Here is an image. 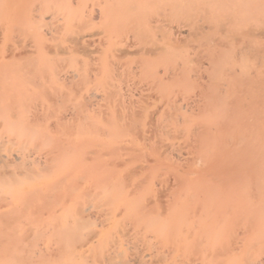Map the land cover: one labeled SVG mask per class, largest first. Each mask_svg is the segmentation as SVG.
I'll list each match as a JSON object with an SVG mask.
<instances>
[{
	"label": "rangeland",
	"instance_id": "374dc122",
	"mask_svg": "<svg viewBox=\"0 0 264 264\" xmlns=\"http://www.w3.org/2000/svg\"><path fill=\"white\" fill-rule=\"evenodd\" d=\"M107 1L0 0L3 217H16L25 250L43 252L40 264H103L116 244L145 264H264V0H254V18L229 23H254L249 59L236 64L228 48L211 69L208 51L222 30L186 35L161 54L169 27L121 34L133 18ZM226 2L211 0L181 24L199 25ZM110 34L112 50L103 43ZM203 52L208 60L194 64ZM184 54L193 66L184 80L159 87L139 75L140 63L162 70ZM7 239L0 232V264H23L9 258Z\"/></svg>",
	"mask_w": 264,
	"mask_h": 264
},
{
	"label": "bare ground",
	"instance_id": "6f19581e",
	"mask_svg": "<svg viewBox=\"0 0 264 264\" xmlns=\"http://www.w3.org/2000/svg\"><path fill=\"white\" fill-rule=\"evenodd\" d=\"M111 1L112 2H109V0H108L106 2V5L108 7L112 8L113 4H116V7L120 8L124 12L125 15H127L129 18H133L131 21H133L134 26L131 28H128L126 30L127 32H124V33L122 32L121 34H125V35L130 34V32H133V30L135 28H139L141 26L157 27L159 25H165V26L169 27L168 28L169 30H167V32L166 31L164 32V30H163V32H160V34L162 36L163 44L165 45V47H163L161 49V52H160L161 54H166L167 51L179 47V45H180L179 41H181L182 39H185L187 36H191L194 38L200 37L199 39H197L195 41L201 40V38L203 36H205V32H207V34H209L210 32H208V31H211L212 29H216V30L218 29L219 31L222 30V32H220V35H221V33H222V35H221V38L219 40L213 39L214 43L210 46L209 51H208V47H209L208 44L209 43L205 44L208 47H206L205 45L204 46L201 45L203 48L207 49L208 55H209V57L208 56L207 57L209 58V60L207 58L204 59L207 55V52H203V54L204 53H206V54H204L202 56L198 55L199 57H196V56L193 57V55H192V57L194 59L195 58H201L198 60L199 61L203 60L202 62H204V60L205 61L208 60L209 61L208 65L205 64L206 67L208 66L207 69H209V67L211 65H212V67H210V69L215 68V65L217 64L218 61H216V63H215L214 58L217 60L219 57V55L216 54V52H219L220 54H222V53L229 51V50H226L229 48L231 53L234 54L233 55V61H235L237 64L238 61L248 60L249 57L246 55V53H248L249 50L251 51L254 49V45H253L254 42H252L253 39L249 40L250 36H254V28H255L254 23L249 22V24L244 29L228 28L229 23H231V22L238 24L243 19H249L251 17L254 18V15L256 12V9L254 7V0H227L226 5L229 8L223 7L221 9V11L217 12L215 17H211V19H209V20L201 21L202 22L201 24H199L200 22H198L196 24H199V25H196V26L191 27V28H186L185 25H182L183 24L182 22H184L182 17L197 12L201 8V6H206L208 3L211 2V0H111ZM200 4H202V5H200ZM153 10H155L157 12L155 14L150 13V11H153ZM97 12H99V11H97ZM102 12L104 13L103 10H102ZM99 13L102 14L101 12H99ZM100 14H96V17H98V15H100ZM101 17H102V15H101ZM100 18L98 17V19H100ZM180 18H182V22H181ZM176 33L180 37L179 36L177 38L173 37V35H175ZM116 36H117V34H115V35L110 34L109 37L108 38L106 37L107 39L104 40V42H103L105 44L107 43L110 46V48H109L110 50H112L111 47L115 46V44H116L115 40H116V38H118ZM103 43H101V45H103L102 47H104ZM244 43H250L251 47H249L248 45L247 46L244 45ZM195 46H196V44H195ZM202 47H200V48L194 47V49L193 48L192 49L195 50V48H196V49H199L200 51H203L204 49ZM255 50H256V47H255ZM195 51H194V55H196ZM185 53H190V50H189V52H185ZM249 53H251V52H249ZM185 55L186 54H184L183 57ZM215 55H217V58L215 57ZM251 55H253V54H251ZM187 56H189V55H187ZM203 56H205V57L202 59ZM106 58L108 59V57H106ZM193 58L191 61L194 62V64H196L195 61L197 59H195L193 61ZM107 59H105V60H107ZM183 59H185V57ZM187 59L188 58L186 57L185 61L182 60L183 63H180L181 62L180 61L178 64L167 66V67L163 68L162 70H159V69L152 70V68H151L152 62L150 63L151 60H147V61H145V63H140L141 68H140L139 72L141 74L136 71V72H134L135 73L134 76L136 75V73H137V75L139 73V75H143L146 77H152L151 75H153V77H152L153 81L152 82H155L159 87L162 85H164V86L166 85V83H164L166 79H171L172 81L173 80L181 81L182 79L184 80L185 78H187L189 76V74H191L190 71H192L191 69L193 66L190 69V65H189L192 63V62L190 63V61H189L190 57H189V60H187ZM210 59H212V62L210 61ZM114 60L115 59H113V61ZM108 61L109 60H107V62H104V63L106 65H109L108 63H110V66H112V67L114 66L113 64H116V62H117L116 60L114 62H112V61L108 62ZM199 61L197 63H199ZM202 62H200L199 65H202L201 64ZM119 63L121 64L120 61H119ZM205 63H207V62H205ZM209 63H210V65H209ZM117 65H118V62H117ZM116 66H114V67H116ZM108 67H106V69ZM121 67H122V65L119 66V69ZM206 67H204V68H206ZM125 68L128 69L127 66ZM99 69H98V71H99ZM103 69H104V67H103ZM227 69H226V72H227ZM229 69H228V72L226 74H230L229 72H231L232 74L236 72V68H234L233 65L231 66V69L230 70ZM110 70L111 69L109 68V71ZM129 70L130 69H128V71ZM106 71H105L106 75L110 76L112 74V71H110L111 74H109L108 69ZM133 71H135V70H133ZM202 72H201V74H202ZM204 72H205V70H204ZM131 73H133V72H131ZM114 74L116 75V73H114ZM125 74H127V73H125ZM103 75H105V74H103ZM205 75H206V72H205ZM254 75L256 76V74H254ZM197 76H198V74H197ZM255 76H248L246 78V80H244L243 83L246 85H251L255 81V78H256ZM207 77H208V75H207ZM194 78H196V77H194ZM201 78L203 79V77H201ZM229 78H230V76H229ZM199 79H200V77H198L197 81ZM206 79L204 80L205 82H206ZM168 81H166V82H168ZM203 82H200V83L202 84ZM115 88L116 87H113L115 92H112V93H115V95H118L119 92L117 90H119V89L117 88V90H116ZM108 92H110L109 94L111 96V89ZM227 96H225V97H227ZM118 98H119V95L117 97V101H118ZM113 99H112V101H116L115 97ZM221 99H223V101L225 102V99H227V98H224V96H223ZM249 99H251L250 101H252L253 97H249ZM227 100H231V102L234 101V104L236 102V105H237V103L242 104V103H245L248 101V100H246V98H244V99L241 97L231 98V96ZM140 101H137V102H140ZM143 101L146 102V100H143ZM204 101L206 102V100H204ZM210 101L212 102L213 100L211 99ZM145 102H143V103H145ZM231 104H233V103H231ZM4 199L5 198H1V200H4ZM127 202H128L126 204L127 207L125 208L124 211L126 213H129L132 206L130 204V201H127ZM4 214H5V211H0V219H2L1 223H3V226L2 225L0 226V232H2L3 234H6L8 239L5 241L2 240L1 243H3L5 245V248L9 254L11 253V251H13L9 258L12 260L14 259L17 261H21L23 264H40V260L35 255H37V254L40 255L41 253L43 254V252L41 250H35V248L33 249L32 243H30L29 246H26V248L29 247V250H28L29 252H27L25 250V246L22 244V242L25 241L26 238L28 237L27 233H24V234L19 233V232H17V230L15 232L12 224L17 221L16 217L11 216V217L4 218L3 217ZM180 215H181L180 211L176 212L175 221L176 220H179V222L181 221L180 219L177 218ZM67 223H68V221H64L63 226L67 225ZM69 224L70 223H68V225ZM72 225L74 226L75 224L73 223ZM97 244L100 245L101 241L97 242ZM121 248H122L121 244L112 245L111 248L109 250H107L106 255L101 260L103 262V264H145L146 263V260L143 259V257L139 258V260L127 258L126 250L121 249ZM17 249H20L21 252L24 251L25 253L24 254L21 253V255H18L17 253L15 254L14 251H16ZM5 256H6V254L3 256V258L8 257V256L7 257H5Z\"/></svg>",
	"mask_w": 264,
	"mask_h": 264
}]
</instances>
